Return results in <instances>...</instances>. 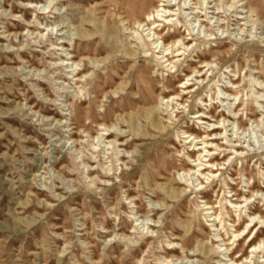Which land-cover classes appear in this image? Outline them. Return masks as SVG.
Returning <instances> with one entry per match:
<instances>
[{
	"label": "rangeland",
	"instance_id": "1",
	"mask_svg": "<svg viewBox=\"0 0 264 264\" xmlns=\"http://www.w3.org/2000/svg\"><path fill=\"white\" fill-rule=\"evenodd\" d=\"M247 1L252 2L257 9L249 21H236V17L245 16L234 13L240 12L241 7H232L224 13L221 12L223 9L219 10L218 16L227 17L221 30L219 28L222 32L215 28V35L212 41L207 43V47L214 49L221 42L226 47L229 46L232 52L219 56L217 68L205 75L209 76L208 84L204 87L195 86L191 98L187 95L190 106L185 109L178 106L176 114L182 120L176 127L170 126L166 130L163 140L168 139L173 146L180 149L183 142L179 140L186 126L200 133L208 129L203 128L206 127L205 124H201L206 121H198L194 113L198 109L206 112L203 105L208 102L209 89L211 94L215 91L219 97L226 98L227 94H224L223 88L229 87L230 80L236 79L240 85L239 97L244 99L245 103L240 118L246 130H236L231 124L223 134L227 136V141L223 139L220 142L228 143H225L228 145L227 153L233 152L230 147L240 146L245 150L246 162L242 159L241 164L253 174L254 181L260 188L263 187L264 192V175L256 174L258 168L264 171V84L258 85V80L264 81V0ZM100 2L101 0H35L29 4V0H0V264H164L162 260L171 255L168 250L171 247L168 240L173 238L170 237V232L183 237L188 247L194 249V253L168 264H222L225 258L220 255L221 251H217L216 244L219 242L212 237L209 239V227L198 205L201 196H208L213 201L217 195L218 199L222 198L221 205L228 206L234 215L228 201H233V198L229 197L230 194L221 180L231 183V168L238 167L239 162L235 160L227 170L217 167V177L211 187L202 178L197 180L199 176L196 174L191 176L189 183H184L181 180V171H178L181 162L174 148L163 141L165 156L171 164L162 179L151 182L159 202L163 205L161 206L159 202L152 201L153 194L144 182L145 176L141 175V167L149 168L157 148L149 140V136H132L128 123L118 117L116 121L121 132L123 131L120 140L127 139L126 143H129L133 138L140 139L126 146V149L131 150V154H123L122 160L114 162L115 169L113 167L107 184L98 179H104V171L101 169L103 160L100 155L96 160L91 158L81 164V160L89 155V139L84 134H72L75 130L71 131L69 125L75 122L74 109L80 107L79 121L96 136L93 116L106 113L117 104H112V94L106 100L99 97V101L102 100L100 106L94 102L95 76L100 75L101 81L108 82L106 74L112 73L102 63H98V68H93L90 77L82 80L81 85L85 87L82 89V95H78L79 98L75 96V87L66 79V70L59 66L58 60L59 57H62V60L67 59L68 51L75 54L76 50H79L76 45L70 48L68 41L84 42V36L91 33L90 38L95 39L98 46H103L106 51H114L112 56L117 55L118 62L121 58L115 51L121 50V45L124 44L126 49L134 47L138 50L140 60L137 66L147 64V61L141 58L145 48H142V44L134 45V34L124 31L117 17L114 16L112 22L107 23L108 31L103 32L105 26L102 22V10L98 8ZM225 2L227 3V0H224V7ZM245 2L246 0H240L237 6H245ZM239 26L242 32L238 29ZM6 30L8 32H5ZM59 37H62L66 44L62 50L57 51L51 43H60ZM200 49L205 51L206 47L202 46ZM101 55L105 57L106 53ZM193 56L195 53L190 56L185 54V59L181 57V65L176 73H162L172 92H177V82L183 79L184 73H188H181V69L186 63L196 60ZM148 60L152 59L149 57ZM87 66L92 65L85 61L82 68ZM233 68L237 70L236 75L230 72ZM157 75V79H161L159 73ZM194 80L193 78L188 83L196 82ZM119 82L118 80L115 83ZM158 92L157 90L154 95ZM198 94L204 102L197 100ZM128 96L131 99L133 93ZM224 101L221 103L218 100L214 107L226 105L225 108L229 109V113H226L231 114L229 101ZM69 102L73 105H68ZM231 102L236 104L237 101ZM126 105L134 103L126 100ZM250 106L255 110L254 116L258 125L248 121ZM84 108L91 109L89 118L85 120L82 118ZM130 110L126 109V116L136 114ZM153 111L156 119L161 122L162 117H166L160 106L154 105ZM108 118L112 120L113 115L108 113ZM140 121L144 123L145 120L141 118ZM130 122L134 131L138 132L139 121L133 119ZM207 125L209 129L215 127L212 121ZM69 137L80 138L82 146L77 148L84 153L80 158L75 151V143L68 140ZM155 142L159 144L161 141ZM123 147L120 146L119 150ZM182 148L185 152L189 146ZM191 148L192 146L189 149ZM158 153H163L161 148ZM147 154L149 156L145 157ZM61 167L64 171L59 174L57 170ZM93 168L95 170H92ZM214 169L216 167L212 168ZM245 178L241 176V183L238 186L233 185L239 194L246 193ZM135 181H138V187L135 186ZM181 186H185L186 195L177 197L176 201L170 199L169 193H166L168 187L177 191ZM127 189L130 190V195L138 193L135 202L139 208L131 209L125 199ZM198 189H202L201 195L196 194ZM212 189H216L217 193L214 194ZM258 197L262 198L261 201L257 203L256 200L250 209L244 208V214L257 207L264 209V196L258 194ZM179 203L181 208L178 207ZM111 204L117 207L120 220L115 218ZM151 209L154 211L147 214L148 218L158 222L147 221L151 226L145 233L146 227H141L144 222L140 219L139 230L132 233V218L129 217H134L133 213L138 211L136 218ZM223 217L228 219L224 212ZM100 221L107 223L105 227L108 232H102ZM257 229L258 225L254 231ZM115 233L126 236H114ZM254 233L251 236H254ZM259 236L257 234L256 239ZM223 237L232 239L231 232ZM203 247L206 248L203 250ZM236 250H232L230 257L246 255L250 249L245 245L238 255L235 254ZM260 250L261 253L252 257L253 264L263 261L261 256H264V246ZM202 251L204 253H201ZM174 254L179 255V250Z\"/></svg>",
	"mask_w": 264,
	"mask_h": 264
},
{
	"label": "bare ground",
	"instance_id": "2",
	"mask_svg": "<svg viewBox=\"0 0 264 264\" xmlns=\"http://www.w3.org/2000/svg\"><path fill=\"white\" fill-rule=\"evenodd\" d=\"M34 1L35 0H29V4H32ZM239 1L227 0V3L225 2V7L228 9H225L223 6L224 0H101L98 4V8L102 10V22L105 26L103 32L108 31L107 23L109 21L112 22L114 16L117 17L118 21L122 24L123 30L134 34L132 36L134 38V45L142 44V48H145L142 50L143 56L141 58H144V61H147V64L137 66L140 60L138 50L134 47L132 49H126L124 44L121 45V50L115 51L118 53L119 58H121V61L118 62L117 55L114 57L112 56L114 51H106L103 46H98L96 40L90 38L91 33L84 36V42L72 43L71 41H68L70 48H72L73 45H76V48H79V50L77 49L75 54L68 51L67 55H69V57L65 60H62V57H59L58 59L60 61L59 66L66 70V79L73 83L72 87H75L74 91L76 97L82 95V89L85 88L81 85L82 80L90 77V74L94 69L99 67L98 63H102L105 68L112 71V73L106 74V77L109 79L108 82L101 81L102 76L100 75H96L94 78L96 92L93 93H96L94 96V102L97 103V106H100L102 102V100L99 101V97L106 100L109 98L110 94L114 97L111 100L112 104H117V106L111 105L112 107L109 108L106 113L95 114L93 116L96 136L92 135L91 131L82 121H79L78 116L80 114V107L75 106L76 110L74 109L75 113L73 118L75 122H72L69 125L71 131L75 130L72 134L77 136L84 134V136L89 139V155L81 160V164L84 163V161H90L91 158L96 160L98 155L101 156L103 162H100L102 164L100 165L102 167L101 169L104 171V179L98 178L100 181H103L104 183L109 181V175L113 170L114 162L122 160L121 158H123V154H131V150L126 149V146H130L132 143L140 140L138 138H133L129 143H126L127 139L120 140L119 137H121L123 131L121 132L118 122L116 121L118 117L121 121L128 123L132 136H149V140H151L155 145V148H157L156 153L154 152V157L150 160L149 168L141 167L143 170L141 175L143 177L145 176L144 182L148 186V190L153 194L154 200L152 199V201L154 202H159V197L158 194H155L156 192L151 186V182H156L158 179H162V177L168 172L171 164L165 156L166 153L164 151L166 149L163 146V141L167 142L172 148H174V151L181 162L178 171H181V180H183L184 183H189L191 176L196 174L199 176V178H196L197 180L202 178L209 187H211L217 177V167H220L221 170H227L228 167H232L235 160L240 163L238 167L235 166V168H231V183H228L224 179L221 180L223 185L227 188L228 194H230L229 197L233 198V201H228L231 208H233L234 215L231 214V210L228 206L221 205L222 198L218 199L217 195L213 201L210 200L208 196H201V201L198 205V207L201 208L205 222L209 227V239L212 237L219 242L216 244L217 251H221L220 255L225 258L222 264H253L252 257L261 253L262 251L260 249L264 246V209L257 207L254 208V210L249 211L247 214L243 213L244 208L250 209L256 200L257 203L261 201L262 198L260 199L258 194H260L261 197L264 196V192H262L263 187L260 188L258 183L254 181L253 174L250 171H247V169L241 164L242 159H245L246 162L245 150L240 146L230 147L229 149H232L233 152L227 153L226 148H228V145L226 144L228 143L220 142V140L223 141V139L227 141V136H223V134L226 133L227 127L231 124H233V128L236 127V130H246L243 121L240 118V112L244 110L243 105L245 103L243 101L244 99L241 100L242 98L239 97L240 91L238 88L240 85L236 79H233V81L230 80V86L224 87L222 90L224 94H227L225 96H227L226 98L228 99L219 97L218 93L215 91L211 94V89H209L208 102L203 105L206 107V112L198 109L194 113L196 115L195 119L200 122L204 120L206 121L201 124H205L206 127L203 128L208 129L200 133L194 128L186 126L182 131V136L180 135L181 138L179 142H183L180 149L173 146L168 139L163 140V137L170 126L178 125L182 120L180 116L176 114L178 106H181L183 109L189 107V98L194 95L192 89L195 86L199 87L200 85L204 87V85L208 84L209 76L205 77V75L212 73L213 70L217 68L219 56L232 52L229 46L226 47L221 42L216 45L214 49L209 46L207 47V43L212 41L215 35L213 33V31H215L214 29L218 28L217 30H219L220 28L221 30L227 17L221 18L223 15L218 16V14H220L219 10L223 9L221 12L224 13L229 11L232 7L235 9L241 7L240 12L234 11V13L236 15L245 14V16L236 17V21L244 19L249 21L252 13L257 12V9L252 2L246 0L245 6H237ZM212 3L213 5L211 6ZM47 7H50L49 4ZM52 8L54 7H51V9ZM226 24L228 23L226 22ZM241 25H243V23ZM238 29L241 30V32L243 31L240 26ZM5 32H8V30ZM100 39L102 40V37ZM58 40L60 42L58 44L51 43V46L54 47L53 49L57 51L62 50L64 44H66V41H64V39L62 40V37H59ZM197 43H200V45L197 46ZM59 46L60 48H57ZM202 46L203 48L206 47L205 51L200 49ZM102 53H106L105 57L101 55ZM191 53H195V56L193 57H195L196 60H191L184 65V68L181 69V73L184 71H187L188 73H184L183 79L177 82V92H172L170 89L171 86L167 83V79L162 73H176L181 65L179 62L180 58L183 57V59H185V54L190 56ZM149 57L152 59L151 61L148 60ZM207 57L210 59L208 60ZM85 61L89 62L92 66L82 68ZM25 62L28 63L29 61ZM29 67H31V65H29ZM230 72H233L236 75L237 70L233 68ZM158 73L161 79H157ZM191 76H193L195 79L194 81L196 82L188 83L193 80V78H190ZM118 80L120 82L115 83ZM261 84H264V81L258 80V85L261 86ZM157 90L159 92L157 95L155 94L156 97H154V93ZM129 93H133L131 99L129 97L130 95L128 96ZM187 95H190L189 98ZM196 98L197 100L200 99L202 102L205 101L204 99L199 98V94ZM126 100L132 101L134 105H126ZM218 100H220L221 103H223L224 100L229 101V106L232 108V112L230 113L232 115L228 114L229 109L227 108V110L225 108L226 105H218L214 107V104H217ZM231 101L237 102L236 104H232ZM68 105L72 106L73 104L69 102ZM154 105L160 106L161 112L166 116L162 117V122L156 119L155 112L153 111ZM222 107L224 109H222ZM90 108L83 109L82 118H84V120L89 118ZM126 109H131L130 111L133 110L136 114L134 116L132 114L126 116ZM108 113L113 115L112 120L108 118ZM249 114L248 121H251L252 124L255 123L258 125V120L254 116L255 110L252 106H250ZM127 117L128 119H126ZM48 118H50V116ZM141 118L145 120L144 123L140 121ZM133 119L139 121L138 132L134 131L133 124L130 122ZM210 121L215 124V127L209 129L207 123ZM225 123L227 124L225 125ZM234 132L233 134L236 136ZM221 136L223 137L221 138ZM79 139L68 138L72 143H75L74 146L76 147L75 151L77 152V155H79L78 158H80L81 154H84L80 148H77V146L81 145ZM156 140L161 142L158 144V142H155ZM234 142L236 143L237 141L234 140ZM186 145H188L189 148L192 146V148H188V150L184 152L182 146ZM120 146L124 147L119 150ZM160 148L163 153H158V149ZM135 149L136 148H134V150ZM148 156L149 154L145 157ZM94 162L98 161H93V163ZM215 167L216 169L212 170V168ZM65 168L69 170V167L66 166ZM92 170L95 169L93 168ZM63 171L64 168L61 167L57 170V173L60 174ZM256 174L264 175V171L258 168ZM241 176L246 177L244 180L247 185L245 194H239L237 189H234L233 187V185L238 186L241 183L239 180ZM186 177H188V179H186ZM179 184L182 185L183 183ZM199 184H197V186ZM135 186H139L138 181H135ZM199 190L200 189L196 192L197 195H201L203 192L202 189ZM126 191L127 194L125 199L128 201V204L131 205V209L139 208L135 202L138 193L130 195V190L127 189ZM212 192L216 194L217 190L212 189ZM166 193H169L170 199L176 201L177 197H183L186 195V188L185 186H181L179 190L176 191L172 187H168ZM160 205L163 206L161 203ZM178 207L181 208V203L178 204ZM111 208L114 209L113 213L115 218L120 220L117 207L114 204H111ZM152 211H154V209H151L142 215H138L135 218L138 212L136 211L133 213L134 217H129L132 218L130 220L132 233L139 230L138 221L140 219L144 222L141 227L143 229L146 227L145 233L148 232L151 226L147 221H151L152 223L158 222L154 219L148 218L147 214ZM223 212L227 216V220L224 219ZM245 217L249 220H246ZM251 222H253V224H251ZM106 224L107 223L104 221L99 222L102 232L104 233L108 232L105 227ZM257 225L258 229L255 232L254 229ZM198 226H200V224ZM229 231L231 232L232 239L229 237L224 238L223 236L228 234ZM253 233L255 235L251 236ZM257 234L260 236L256 239ZM117 235L120 237L126 236L122 233L114 234V236ZM170 237H173L171 240H168V244L171 246L168 250L171 255L165 257L164 260H162V263L168 264L172 261H178L186 258L188 254L194 253V249L188 247L183 237L172 232H170ZM245 245L250 250L246 255H238L244 250ZM205 248L206 247H203V250ZM233 249H237L235 254L238 256L232 258L230 255ZM177 250H179V255L174 254ZM223 251H225V253H222ZM201 253L204 252L202 251ZM261 258L263 261L257 264H264V256H261Z\"/></svg>",
	"mask_w": 264,
	"mask_h": 264
}]
</instances>
